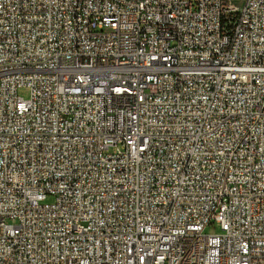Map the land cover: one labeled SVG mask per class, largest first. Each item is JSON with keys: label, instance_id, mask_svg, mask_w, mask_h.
I'll return each mask as SVG.
<instances>
[{"label": "built area", "instance_id": "obj_1", "mask_svg": "<svg viewBox=\"0 0 264 264\" xmlns=\"http://www.w3.org/2000/svg\"><path fill=\"white\" fill-rule=\"evenodd\" d=\"M0 264H264V0H0Z\"/></svg>", "mask_w": 264, "mask_h": 264}, {"label": "rangeland", "instance_id": "obj_2", "mask_svg": "<svg viewBox=\"0 0 264 264\" xmlns=\"http://www.w3.org/2000/svg\"><path fill=\"white\" fill-rule=\"evenodd\" d=\"M29 93H30V90L28 87L26 86H21L18 88V94L24 98H28L29 97ZM52 198H48L47 201H51ZM220 227L217 225H209L207 228H206V232H209V233H218L220 232Z\"/></svg>", "mask_w": 264, "mask_h": 264}]
</instances>
